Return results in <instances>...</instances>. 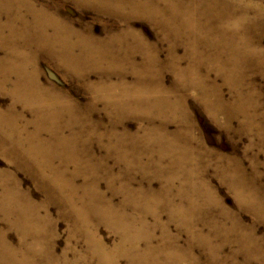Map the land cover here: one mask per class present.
I'll return each instance as SVG.
<instances>
[{
    "label": "bare ground",
    "instance_id": "obj_1",
    "mask_svg": "<svg viewBox=\"0 0 264 264\" xmlns=\"http://www.w3.org/2000/svg\"><path fill=\"white\" fill-rule=\"evenodd\" d=\"M16 1L0 0V11L8 14L5 21L0 17V33L8 29L12 37L19 27L36 32L35 41L48 42L62 50L60 61L66 67L73 68L76 62L81 67L78 70L85 67L87 71L88 61L100 62L107 69L102 73L106 85L101 96L107 99L124 97L127 105L124 117L135 115L146 122L131 132L120 129L124 117L121 120L115 117L109 131L100 132L98 124L72 103L67 94L40 82L38 69L29 70L30 65L37 66L36 62L22 56L24 53L14 38H10L8 60H0V89L10 93L13 100L6 113L0 109V127L7 125L9 129L0 130L6 136L19 138L17 145L21 153L53 184L52 190L60 194V201L67 204L68 213L77 222H92L94 227L105 223L119 235L116 244L108 247L93 231L89 233L90 247L99 264H123V259H126L125 264H202L194 247H202L211 264H264L263 240L256 237L251 228L245 227L239 216L233 217L228 212L203 177L209 167L215 166L234 190L239 205L264 220V186L260 182L262 175L258 171V160H252L253 170L248 174L241 161L205 148L195 136V126L185 110L183 96L178 101L168 97L177 91L198 87L206 106L216 116L225 114L226 123L241 112L244 117L242 129L251 131L252 144L264 150V110L259 109L260 103L257 102L254 111L241 104L235 107L244 95L243 87L239 86L237 101H233V107L227 108L221 93L209 86L206 74L202 73V66L217 64L232 81V78L242 77L238 65L243 61H254L257 68H264V50L247 32L245 45L236 47L233 28L245 25L249 31L250 27L247 12L238 6L239 0H104L115 9L127 8L152 19L169 38L168 66L178 77L177 85L171 90L165 88L156 69L162 65L158 48L148 43L141 32L125 30L123 39H116L119 35L113 36L125 44L111 46L107 42L95 41L90 34L84 37L82 32L56 17H46V11L36 9L32 3L29 12L33 19L28 25L20 12L23 1L18 0L20 7L17 8ZM50 28L56 33L55 37L45 34ZM202 30L206 32L210 46L201 45ZM78 36L81 43L77 44L74 37ZM217 37H220L219 43L214 41ZM180 43L188 45L185 56L178 55ZM137 57L141 58V63H137ZM182 61L187 62L185 67L181 65ZM114 68L121 73L116 84L109 81L110 70ZM128 70L136 76L133 83L126 81ZM185 78L187 83L183 81ZM208 95L214 97L213 108L206 100ZM151 98H155L154 104L148 102ZM19 105L31 111V118H26L25 112L18 110ZM152 107L157 108L159 114L152 113ZM64 112L70 123H62L60 117ZM159 115L163 116L160 124L156 123ZM174 121L178 124L176 132L168 129L169 123ZM64 128L70 130L68 135H65L68 130ZM89 130L98 137L108 135V147L107 144L104 146L109 154L115 155V164L121 167L118 171L108 165L106 157H97L92 151ZM78 141L81 143L77 145ZM73 159L85 173L77 172L83 176V183L79 185L71 180L74 174L69 173ZM139 173H142V179L138 178ZM101 178L106 180L110 194L101 190ZM155 179L162 183L163 195L154 192ZM76 191L83 194L77 195ZM116 194L123 196L118 202L115 201ZM10 201L18 202L17 223L22 231L18 247L21 248L13 246L0 232V264H52L55 258L52 252L43 258L44 261L39 258L44 236L42 226L38 225L40 221L37 219L41 215L36 205L30 203L28 195L18 185L6 189L0 209ZM164 211L170 221H177L178 226L186 229L191 237L188 247L182 248L180 235L172 231L171 222L163 220ZM201 211L205 214L202 215ZM11 212L9 209L6 219L14 215ZM213 213L221 218L213 217ZM28 234L33 235L32 243H28ZM230 234L241 244L242 261L238 260L239 252L224 254L223 244L213 239Z\"/></svg>",
    "mask_w": 264,
    "mask_h": 264
},
{
    "label": "rangeland",
    "instance_id": "obj_2",
    "mask_svg": "<svg viewBox=\"0 0 264 264\" xmlns=\"http://www.w3.org/2000/svg\"><path fill=\"white\" fill-rule=\"evenodd\" d=\"M22 1L23 4L21 7L18 0L16 1V8L20 7V12L24 15V19L28 22V25H30L29 23L33 19L31 12H29V8L34 4L33 6L36 9L46 11V17H53V19L56 17L61 22L69 24L74 30L82 32L84 37L85 35L89 37L88 34H90L94 37L95 41L107 42V45L122 47L125 42L116 41L113 36L119 35L116 39H123V32L125 30L129 29L131 31L135 30L141 32L147 42L157 47L159 50L162 65L157 66L156 69L160 72L161 81L165 84V88L171 90L177 85L178 77L176 72L168 66L167 61L170 40L160 29L157 28L152 19L138 15L127 8L115 9L111 3H106L104 0ZM237 3H239V8H242L243 11L247 12L246 14L250 21V27L249 31H247L248 26L246 27L245 25L240 28H233V30L235 29L234 31L237 36H234L237 40L236 47L239 48L245 45L244 43H246V41L244 36H246L245 34L247 32L257 46L264 50V0H239ZM5 15L8 17L6 12L0 11L2 21L7 19ZM45 32L50 38L56 36V33H54L51 28L46 29ZM205 33L206 32L203 30L200 33V36L203 38L201 45L210 46L208 45L209 43ZM36 34V32L26 31L24 27H19L18 32L11 37V33L8 29L2 30L0 33V40H2V43L0 44V60L5 61L8 58L10 54L9 40L10 38H14L21 53H24L22 56L27 58L28 61L36 62L37 66L30 65L29 70L31 71L34 68H36V70L38 69L37 73L39 74L40 82L44 86L53 87L57 91L62 92L65 95L67 94L72 103L78 105L80 110L86 116L90 117L95 124H98L100 132L107 133L111 128L113 118L116 117L118 119V117H120L121 120L125 116L124 108L127 106L124 97H121L120 99H107L106 97L101 96L102 94L100 93L106 85V79H104L105 76H103L102 73L107 69L103 67L100 62L99 64H96L94 60L87 62L86 68L88 72L85 70V67L82 70H78L81 67L80 64L76 62L73 63L74 69L66 67L60 61L61 55L59 53L63 54L62 50L57 47V45H54L53 47L49 45L48 42L44 43L35 41L34 38ZM218 39H220V37H217L214 41L219 43L220 40ZM74 42H77V44L81 43L80 37H74ZM187 46L188 45L185 43L179 44L177 49L179 56H185ZM136 61L137 63H141V58L137 57ZM186 61H182L181 65L185 67L187 65ZM239 67H241L242 77L240 79L237 77L236 79L232 78V81L219 70L217 64H207L202 66V73L206 74L209 86L221 93L227 108L233 107L232 103L235 100L237 101L236 97L239 94L237 87L242 86V91L244 92L243 99L241 98L242 100L240 99L241 101L238 102L239 104H235V107H238V105L240 106L241 104L254 111V109H256L255 105L258 102V104L260 103L259 109L263 111L264 68H257L254 65V61L249 60L245 62L243 61L241 65L239 63L238 68ZM232 70L235 69L233 68ZM110 73L109 81L113 84L119 82L120 71L114 68L110 70ZM126 79L128 83L136 81V76L132 70H128L126 73ZM183 81L184 83H187L186 78ZM182 96L184 98L185 110L191 116L192 122L195 126V136L196 138L198 137L197 139L200 142H203L205 148L209 147L208 150H211L217 155L228 156L234 160L237 159L241 161L248 174L253 170L252 164L254 162H252V160H258V171L262 175L260 182L264 186V150L260 149L256 144H252L253 140L250 135L252 134L251 131L249 133L242 129L243 114L238 112L237 115L231 118L230 123H226L224 119L225 114L218 113L216 116L212 109L206 106L200 98V90L198 87H189L183 92L178 93L177 91L175 95L168 97L177 100ZM12 100L13 98L10 93L0 89V109L4 113L7 112ZM154 100L155 98H151L148 102L154 104ZM206 100L213 108L215 102L214 97L208 95ZM116 103L118 106H116ZM252 103L253 106L251 105ZM138 105L139 104H137V106ZM226 105L224 106L226 107ZM18 110H23L25 112V117L28 119L31 118V111L28 109H23V106L19 105ZM151 111L152 113L159 114L158 109L155 107H152ZM60 118L62 119V123H70L67 113L64 112V115ZM156 119V123L160 124L163 120V116L159 115ZM142 120V118L140 119L135 115L126 116L120 123V129H127L131 132H135L139 127L146 123ZM7 121L8 120H6V122ZM177 127L178 124L175 121L168 125V129L172 132H176ZM0 128L9 130L7 125ZM30 130H33V128L30 127ZM64 130L68 129L64 128ZM69 133L70 130L66 131L65 135H68ZM89 136L90 145L95 155L97 157H106L108 165L114 166L118 171L121 167L120 165L115 164V155L111 152L109 154L104 146L107 144L108 147V135L105 134L103 137H98L89 130ZM20 139L21 141H24L23 138ZM17 143H20L19 138L9 135L6 136L0 130V202L2 201L6 189H13L18 185L20 189L28 195L30 203L36 205L35 208L37 207L36 209L41 215L37 219L38 222L40 221L38 225L40 224L42 226L41 234L44 236L43 244L41 246V250L44 252H41L39 255L40 260L44 261L45 259L43 258L48 257L47 254L52 252L53 257H55L52 264H99L98 257L92 253L90 247L89 233L93 231L108 247H112L116 244L119 240V235L105 223H99L94 227L92 222L83 224L77 222L76 219L68 213L69 210L67 204L60 201V194L52 190L51 186L53 184L50 183L40 170L31 163L29 158L21 153V149H19ZM79 143H81V141H78L77 145ZM70 162L69 173L74 174V177L71 180L79 185L83 183V176L77 174V172L85 173L81 170L80 166L74 159ZM56 164H58V161H56ZM206 175L203 177H205L206 183L214 191L216 198L222 202L224 207L227 208L228 212L233 217L238 218L239 216V219H241L240 222H242L245 227L251 228L254 235L256 234V237L262 239L264 244V220L255 217L256 213L254 211L245 209L239 205L234 190L219 175L215 166L209 167L206 171ZM138 178L142 179V173H139ZM161 185L162 183L160 180H153L154 192L163 195L164 192L160 189ZM100 188L104 192L110 194L106 180L103 178H101L100 181ZM76 192L78 193L77 195L83 194L81 191ZM122 197V194H116L115 201H120ZM17 206V201H10L5 202L4 209H0V232L5 234L6 239L13 246L20 249L21 247L18 246H20L19 241L22 237V231L17 223L19 220L16 210ZM9 209H12L11 214L14 212V215L10 216L9 219H6ZM201 213L202 215L205 214L203 211H201ZM213 215V217L217 216L221 218V216L215 215V213H213ZM162 218L165 222H171V229L175 235H180L179 237L182 248L188 247L191 237L186 233V229L178 226L177 221H170L166 211L162 213ZM230 225L231 221L228 226ZM27 237L28 243H32L33 235L28 234ZM213 239L216 242L223 244L224 254L237 251L239 252L237 253V256L239 255L238 260H243L244 254H242L241 251V244L235 240L236 237L230 234L216 236ZM194 249V253L201 257L202 264H211L206 251L202 247H194ZM125 262L126 259H123L122 263L125 264ZM41 264L47 263L43 262Z\"/></svg>",
    "mask_w": 264,
    "mask_h": 264
}]
</instances>
